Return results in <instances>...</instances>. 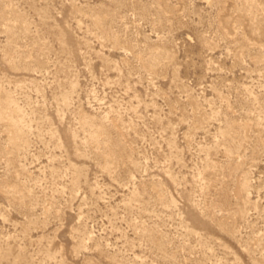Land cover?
I'll return each instance as SVG.
<instances>
[{
  "label": "rangeland",
  "instance_id": "374dc122",
  "mask_svg": "<svg viewBox=\"0 0 264 264\" xmlns=\"http://www.w3.org/2000/svg\"><path fill=\"white\" fill-rule=\"evenodd\" d=\"M0 264H264V0H0Z\"/></svg>",
  "mask_w": 264,
  "mask_h": 264
}]
</instances>
